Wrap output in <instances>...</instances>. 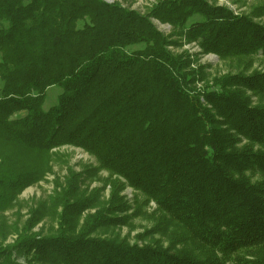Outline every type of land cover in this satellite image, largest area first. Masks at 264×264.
I'll list each match as a JSON object with an SVG mask.
<instances>
[{
	"label": "trees",
	"instance_id": "1",
	"mask_svg": "<svg viewBox=\"0 0 264 264\" xmlns=\"http://www.w3.org/2000/svg\"><path fill=\"white\" fill-rule=\"evenodd\" d=\"M254 1L240 13L216 0H158L146 12L0 0V213L64 145L112 178L106 202L70 178L52 200L54 233L0 245V264H264V69L254 66L264 0ZM183 41L199 51L172 50ZM199 54L238 69L209 78ZM52 85L62 92L45 109ZM128 187L145 200L131 204ZM141 215L153 224L134 242L98 233Z\"/></svg>",
	"mask_w": 264,
	"mask_h": 264
},
{
	"label": "rangeland",
	"instance_id": "2",
	"mask_svg": "<svg viewBox=\"0 0 264 264\" xmlns=\"http://www.w3.org/2000/svg\"><path fill=\"white\" fill-rule=\"evenodd\" d=\"M111 2H118L124 6L135 8L141 12H146L158 0H110ZM220 4H224L232 8L236 12L247 13L250 10L254 0H216ZM159 29L165 34H170L176 30L168 24H161L156 21ZM181 47H174L172 50L182 52L187 50L190 53L199 51L198 46L191 43H185ZM198 63L206 64L209 78L216 75H221L226 72H235L237 67V60L229 59L222 60L215 54H199L197 56ZM254 66L259 69H264V60L255 58ZM62 92V88L57 85H52L47 90V97L44 103V108L48 109L57 103L58 96ZM24 112L18 113L15 116L23 115ZM50 170L46 172L44 178L38 182L27 186L23 191L18 194L15 204L7 210L0 213V245L14 244L19 235L32 234L39 232L41 234L54 233L57 226L55 214L56 206L52 204L53 197L56 193L62 192L66 187L70 178H76L78 184L86 189L88 192L94 189H99V194L102 202H106L109 198L111 190V181L109 173L105 170H98L96 158L85 152L81 148L71 145H64L53 149L50 152ZM124 194L131 204H135V197L137 203L145 200L144 195L133 191L128 187ZM137 195V196H136ZM156 205L151 202L143 212L154 211ZM96 208L90 210L94 212ZM33 211L44 217L36 224L33 219ZM60 211V208L58 209ZM153 222L150 221L147 215H141L134 218L130 225H124L116 228H109L98 232L102 236L112 237L117 239H126L129 242L137 240L136 235L143 233L145 229L152 226ZM33 225L32 227H30ZM159 239V236H148L142 239L143 242H153ZM23 259H20V263Z\"/></svg>",
	"mask_w": 264,
	"mask_h": 264
},
{
	"label": "water",
	"instance_id": "3",
	"mask_svg": "<svg viewBox=\"0 0 264 264\" xmlns=\"http://www.w3.org/2000/svg\"><path fill=\"white\" fill-rule=\"evenodd\" d=\"M108 2H111L110 0H107Z\"/></svg>",
	"mask_w": 264,
	"mask_h": 264
}]
</instances>
